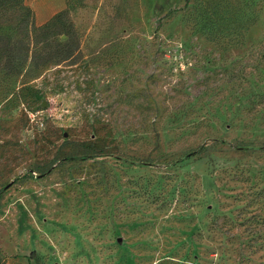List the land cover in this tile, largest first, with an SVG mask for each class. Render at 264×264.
<instances>
[{"label":"rangeland","instance_id":"374dc122","mask_svg":"<svg viewBox=\"0 0 264 264\" xmlns=\"http://www.w3.org/2000/svg\"><path fill=\"white\" fill-rule=\"evenodd\" d=\"M65 2L0 7L5 264H264V0Z\"/></svg>","mask_w":264,"mask_h":264},{"label":"trees","instance_id":"16d2710c","mask_svg":"<svg viewBox=\"0 0 264 264\" xmlns=\"http://www.w3.org/2000/svg\"><path fill=\"white\" fill-rule=\"evenodd\" d=\"M184 6L188 7L191 3V0H184ZM218 4L217 7L214 9V15L216 16L217 11L219 9H222V11L225 9V6H227L228 4H224V2H221V0H218ZM65 9L61 10L60 12L56 13L55 15H53L46 23L40 25V26H33V33L34 36L39 35L41 33H48V35H50V32L52 31L53 28H55V23L59 21V19L61 17H63L64 15L67 14L69 7L72 6L71 3L69 2H65ZM9 6L11 9H13L14 11H19L21 16H30L31 13V9L25 4V0H0V7L3 6ZM205 10L206 7L203 8V14H205ZM176 12V11H175ZM174 11L169 12V14H173L175 13ZM207 17H203L202 18V22L201 25L199 26V31L205 36V39L210 42V43H217L219 41V39L223 38V37H234V43H242L243 39H244V34H246V32L255 24V20H251L250 18H245V19H239L237 22H235L237 24V26L235 27H231V24L229 21L227 20H223V21H212L209 22L207 20H205ZM194 20L198 21L196 16H194ZM229 25V26H226ZM233 34V35H232ZM42 35V34H41ZM46 36L49 37V36ZM231 35V36H230ZM39 40L36 38V40H34V43L37 45L39 44ZM41 43V42H40ZM60 58H57L56 62H63L65 61L62 56H59ZM33 58V57H32ZM34 60V58H33ZM33 60L31 62H33ZM51 57H49L48 59L45 57L42 60V65H48L51 64L52 62L50 61ZM26 58L21 60L16 66L11 67L8 71L9 75H18L21 74L22 71L24 70V65L26 63ZM36 67H38L36 65ZM0 264H5V258L3 256V254L0 251Z\"/></svg>","mask_w":264,"mask_h":264},{"label":"crops","instance_id":"0c3cea01","mask_svg":"<svg viewBox=\"0 0 264 264\" xmlns=\"http://www.w3.org/2000/svg\"><path fill=\"white\" fill-rule=\"evenodd\" d=\"M57 3H53L52 6H48L47 9H42L37 0H25L28 7L35 12L36 20L39 25L46 23L53 15L60 12L65 7L64 0H56Z\"/></svg>","mask_w":264,"mask_h":264},{"label":"bare ground","instance_id":"6f19581e","mask_svg":"<svg viewBox=\"0 0 264 264\" xmlns=\"http://www.w3.org/2000/svg\"><path fill=\"white\" fill-rule=\"evenodd\" d=\"M38 1H39V0H38ZM45 1H46V0H40L39 4H40V3H44V4H45V3H46ZM47 2H48V1H47ZM47 4H49V3H47ZM45 5H46V4H45ZM40 7H41L42 9H44V11H45V9L48 8V5H46V6L42 5V6H40Z\"/></svg>","mask_w":264,"mask_h":264}]
</instances>
